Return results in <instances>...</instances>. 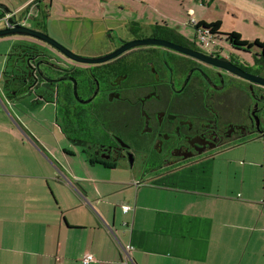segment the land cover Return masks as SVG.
Returning <instances> with one entry per match:
<instances>
[{"label":"flooded vegetation","instance_id":"obj_1","mask_svg":"<svg viewBox=\"0 0 264 264\" xmlns=\"http://www.w3.org/2000/svg\"><path fill=\"white\" fill-rule=\"evenodd\" d=\"M53 8V0H31L21 11L24 20L10 12L11 22L47 35ZM128 19L122 22L132 37L100 57L143 39L179 50L142 45L108 61L84 63L40 40L13 38L24 48L7 55L5 92L15 104L26 102L27 120L54 110L53 138L63 157H83L109 176L144 180L202 169L264 139V40L237 41L235 32L222 30L221 20H191L193 33L187 34L164 23L143 25L140 16ZM214 23L218 27H208Z\"/></svg>","mask_w":264,"mask_h":264},{"label":"crops","instance_id":"obj_2","mask_svg":"<svg viewBox=\"0 0 264 264\" xmlns=\"http://www.w3.org/2000/svg\"><path fill=\"white\" fill-rule=\"evenodd\" d=\"M13 42L0 39L6 60ZM4 85L1 73L0 264H123L106 226L133 247L128 264H264V139L202 169L105 179L62 162Z\"/></svg>","mask_w":264,"mask_h":264},{"label":"rangeland","instance_id":"obj_3","mask_svg":"<svg viewBox=\"0 0 264 264\" xmlns=\"http://www.w3.org/2000/svg\"><path fill=\"white\" fill-rule=\"evenodd\" d=\"M26 1L28 0H0V4L17 13L20 20H24L21 11ZM53 3L54 8L46 19L47 35L73 54L83 58L100 57L117 46L121 40L130 39L132 34L126 28L127 23L122 20L135 16L142 17L140 22L143 25L164 23L169 27L178 26L187 34L193 33L188 26L191 20L202 19L205 22L221 20L223 31L235 32L242 40H264V0H53ZM191 10L192 17L188 15ZM0 14H4L2 9ZM3 27V21L0 20V29ZM36 27L39 26L32 23V28ZM142 33L148 35L149 31L143 30ZM0 51L1 74L7 60L6 53L2 54L3 49ZM21 105L28 107L26 102ZM25 120L29 129L44 134L42 138L50 146L58 148L59 145L55 141L57 139L51 136L54 133H52L54 110L51 107L41 113H35L31 120L27 118ZM35 124H39L42 129L38 131ZM56 156L63 162L61 153L57 151ZM73 160L79 168L86 169L85 173H90L91 170V173L105 179L111 177L125 179L102 174L96 169L89 170L83 157L78 156Z\"/></svg>","mask_w":264,"mask_h":264},{"label":"water","instance_id":"obj_4","mask_svg":"<svg viewBox=\"0 0 264 264\" xmlns=\"http://www.w3.org/2000/svg\"><path fill=\"white\" fill-rule=\"evenodd\" d=\"M0 9H2L4 11V13H7V14L11 12L3 4H0ZM6 37L7 38L31 37V38L40 40V41L48 44L49 46H51L54 49H56L57 51H59L61 54H63L68 59L76 60V61H80V62H84V63H101L104 61H108V60H111L113 58H116L117 56H119L120 54H122L123 52H125L126 50H128L130 48H133L136 46H142V45H161V46H165L168 48H173L175 50L178 49L177 47L173 46L170 43H166L163 41H157L154 39H143V40H139V41L128 42V43L124 44L121 48L117 49L116 51L112 52L109 55L103 56V57L83 58V57H80V56L73 54L72 52H70L69 50L64 48L62 45H60L59 43H57L56 41L51 39L49 36H47L43 33L31 30V29L24 27L22 25H16L13 28L3 27L2 29H0V39L6 38Z\"/></svg>","mask_w":264,"mask_h":264},{"label":"built area","instance_id":"obj_5","mask_svg":"<svg viewBox=\"0 0 264 264\" xmlns=\"http://www.w3.org/2000/svg\"><path fill=\"white\" fill-rule=\"evenodd\" d=\"M190 15H192V13L189 12ZM12 13H8L5 15V17L2 19L3 21V24H4V27H8V28H13L15 27L16 25H21L20 23H17V22H11V17H12ZM23 25V24H22ZM205 38L204 37H200V41L201 42H204ZM135 185H139V182L135 181L134 182ZM69 185L71 186V184L69 183ZM121 210L123 213H127L131 210V207L128 206V205H122L121 206ZM108 228V232L109 234L114 238V240L116 241V245L121 253V257H122V263L123 264H128L131 262V257H130V254H131V251L133 250V247L131 246H124L122 245L118 240L117 238L115 237V234L113 232V230L111 228H109L108 226H106ZM94 262V257L92 255H86L81 263L82 264H90Z\"/></svg>","mask_w":264,"mask_h":264},{"label":"trees","instance_id":"obj_6","mask_svg":"<svg viewBox=\"0 0 264 264\" xmlns=\"http://www.w3.org/2000/svg\"><path fill=\"white\" fill-rule=\"evenodd\" d=\"M201 25L204 26V25H206V24L201 23ZM218 25H219V24H215V23H214V24H210V25H208V27H211V28L213 29V28L218 27ZM206 27H207V25H206ZM233 37H234L237 41H240V35H239V34H236V33H235V34L233 35ZM263 46H264V44H263ZM20 48H24L23 44H20V43L17 44V45H16V44H15V45L13 44L12 47H11V50H12V51H14V50H19ZM27 51H28V50H27ZM25 52H26V51H25ZM23 58H24V56H22V57H20V58L17 57V59H15V60H17V61H20L21 59L24 60ZM9 61H10V59L7 58L6 65L9 63ZM4 88H5V91H6V84L4 85Z\"/></svg>","mask_w":264,"mask_h":264}]
</instances>
